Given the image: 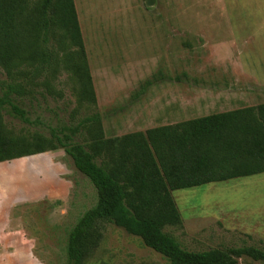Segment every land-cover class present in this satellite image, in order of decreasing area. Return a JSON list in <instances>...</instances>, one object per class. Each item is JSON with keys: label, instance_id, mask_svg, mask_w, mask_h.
Returning <instances> with one entry per match:
<instances>
[{"label": "rangeland", "instance_id": "obj_1", "mask_svg": "<svg viewBox=\"0 0 264 264\" xmlns=\"http://www.w3.org/2000/svg\"><path fill=\"white\" fill-rule=\"evenodd\" d=\"M74 1L97 103L79 100L61 50L54 73L0 64V80L21 83L36 97L30 123L0 106V131L49 137L51 127L79 125L99 112V133L81 128L90 143L264 103V0ZM40 155L0 162V201L12 206L15 227L0 245V264H67L70 229L97 202L63 148ZM172 194L183 227L164 231L185 249L264 248V173ZM83 264L169 262L107 222Z\"/></svg>", "mask_w": 264, "mask_h": 264}, {"label": "trees", "instance_id": "obj_2", "mask_svg": "<svg viewBox=\"0 0 264 264\" xmlns=\"http://www.w3.org/2000/svg\"><path fill=\"white\" fill-rule=\"evenodd\" d=\"M0 0V64H30L56 72L59 50L77 83L81 102L97 103L74 0ZM56 38L58 44H54ZM0 106L31 122L36 100L21 83L0 80ZM99 112L79 125L50 128V136L0 131V162L63 148L93 185L97 202L72 226L67 264H83L107 222L138 236L169 264H240L264 261V248L185 249L166 226L183 227L172 192L264 173V103L125 134L117 140L82 141V129L101 131ZM100 160V162L98 161Z\"/></svg>", "mask_w": 264, "mask_h": 264}, {"label": "crops", "instance_id": "obj_3", "mask_svg": "<svg viewBox=\"0 0 264 264\" xmlns=\"http://www.w3.org/2000/svg\"><path fill=\"white\" fill-rule=\"evenodd\" d=\"M221 112H226V111H221ZM6 205H7L6 202L0 201V245L5 240V237H7V235L12 231L11 228H15L12 226V222H11L12 206L11 207L9 206L8 208ZM4 207L5 209H7V211H5Z\"/></svg>", "mask_w": 264, "mask_h": 264}, {"label": "water", "instance_id": "obj_4", "mask_svg": "<svg viewBox=\"0 0 264 264\" xmlns=\"http://www.w3.org/2000/svg\"><path fill=\"white\" fill-rule=\"evenodd\" d=\"M147 4L148 5H152L153 4V0H148L147 1ZM41 154H44V153H41ZM38 156H42V155H40V154H34V155H30V156H28L26 158H32V157H38Z\"/></svg>", "mask_w": 264, "mask_h": 264}]
</instances>
